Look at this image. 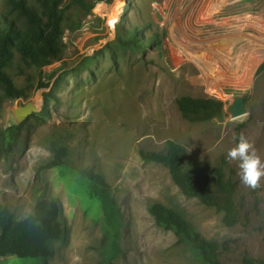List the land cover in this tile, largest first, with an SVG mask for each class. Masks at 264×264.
Returning a JSON list of instances; mask_svg holds the SVG:
<instances>
[{
	"label": "rangeland",
	"instance_id": "rangeland-1",
	"mask_svg": "<svg viewBox=\"0 0 264 264\" xmlns=\"http://www.w3.org/2000/svg\"><path fill=\"white\" fill-rule=\"evenodd\" d=\"M113 15L114 29L107 25ZM131 31L137 48L124 41ZM65 42L64 59L43 69L46 87L29 100H5L0 90L8 146L0 157V207L21 220L39 201L54 202L61 237L51 256H6L0 264H104V206L80 171L101 176L123 213L122 252L112 264H200L172 231L156 225L147 210L155 202L218 244L223 264L264 261V177L259 187L244 184L242 161L228 156L243 135L264 164V0H97ZM187 96L223 102L224 119L188 121L177 105ZM235 96L248 108L236 119ZM168 140L202 162L226 160L239 224L225 226L221 212L185 197L167 168L142 160L141 149L158 152ZM54 144L70 162L46 168Z\"/></svg>",
	"mask_w": 264,
	"mask_h": 264
},
{
	"label": "trees",
	"instance_id": "trees-1",
	"mask_svg": "<svg viewBox=\"0 0 264 264\" xmlns=\"http://www.w3.org/2000/svg\"><path fill=\"white\" fill-rule=\"evenodd\" d=\"M97 0H5L0 13V90L5 100H29L35 89L46 87L43 69L64 59L65 35L80 30L92 14ZM107 0H99V5ZM135 31L126 43L139 47ZM118 39V38H117ZM264 69V63L259 71ZM177 105L191 122L223 120V102L210 98L182 97ZM46 168L69 164L67 150L57 144ZM8 151L7 139L0 131V157ZM145 162L164 166L173 183L187 198H196L223 214V223L234 227L241 222L237 185L227 174V162L221 157L202 162L184 145L168 140L161 151H139ZM92 185V194L104 206L101 249L104 264H112L121 250L123 213L110 187L99 175L80 171ZM156 225L172 231L179 243L186 245L200 264H223L220 246L207 240L177 211L155 202L147 207ZM61 237V221L56 203L39 201L24 219L7 207H0V259L11 254L20 259L51 256V243ZM246 264H264L247 259Z\"/></svg>",
	"mask_w": 264,
	"mask_h": 264
},
{
	"label": "clouds",
	"instance_id": "clouds-1",
	"mask_svg": "<svg viewBox=\"0 0 264 264\" xmlns=\"http://www.w3.org/2000/svg\"><path fill=\"white\" fill-rule=\"evenodd\" d=\"M119 7L117 5V8ZM118 19L117 15L109 18L107 20L108 27L114 29ZM228 156L232 159L239 158L242 161L240 167L244 184L253 188L260 186L261 178L264 177V164L261 163L260 158L256 155L252 144L243 135L240 136L238 145L229 150Z\"/></svg>",
	"mask_w": 264,
	"mask_h": 264
},
{
	"label": "water",
	"instance_id": "water-1",
	"mask_svg": "<svg viewBox=\"0 0 264 264\" xmlns=\"http://www.w3.org/2000/svg\"><path fill=\"white\" fill-rule=\"evenodd\" d=\"M36 97H39V91ZM247 112H248V108H247V105L244 99L240 96H235L234 102L230 106V114L232 118L236 119V118L242 117L243 115L247 114ZM8 256H12V255L9 254Z\"/></svg>",
	"mask_w": 264,
	"mask_h": 264
}]
</instances>
